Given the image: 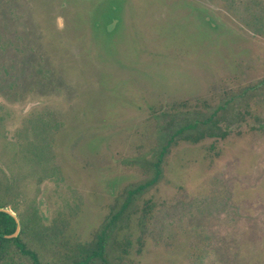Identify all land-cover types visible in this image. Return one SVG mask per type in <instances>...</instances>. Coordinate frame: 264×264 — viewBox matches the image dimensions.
<instances>
[{"label":"rangeland","instance_id":"374dc122","mask_svg":"<svg viewBox=\"0 0 264 264\" xmlns=\"http://www.w3.org/2000/svg\"><path fill=\"white\" fill-rule=\"evenodd\" d=\"M218 107L226 136L175 140L90 264H264V0H0V207L39 223L41 264H71Z\"/></svg>","mask_w":264,"mask_h":264},{"label":"trees","instance_id":"16d2710c","mask_svg":"<svg viewBox=\"0 0 264 264\" xmlns=\"http://www.w3.org/2000/svg\"><path fill=\"white\" fill-rule=\"evenodd\" d=\"M223 107H218L216 111L210 113L205 118L200 121H187L180 123V125L173 129L171 133L167 135L165 141L159 145V148L154 156L153 161L150 164V171L152 174L151 179L146 181L144 184L137 185L133 190L127 192V197L125 202L121 205L120 209L114 213L108 220L107 224L104 225L103 229L95 237V241L85 249H80L78 254L73 258L71 264H90L95 260H104V249L107 240V231L112 225H114L118 220L122 218L125 211L130 206L132 199L135 195L141 193L146 188L157 182L161 169L160 166L163 162V158L167 154L168 149L177 139L192 141L194 143L198 142L202 137H221L226 136V131H220L217 127L216 115ZM199 123L205 128L199 136L191 135L190 133L196 131L199 127ZM0 208H6L1 206ZM20 233L17 238H4L0 237V264L7 260L10 252V248H15V250L24 257L29 258L33 264H41L38 255L35 251L30 250L27 244L23 241L22 236L25 234L29 235V231L36 232L39 223L35 221L34 218L31 219H20ZM17 229L16 220L7 213L0 212V234L4 236H11L15 233Z\"/></svg>","mask_w":264,"mask_h":264},{"label":"water","instance_id":"95a60500","mask_svg":"<svg viewBox=\"0 0 264 264\" xmlns=\"http://www.w3.org/2000/svg\"><path fill=\"white\" fill-rule=\"evenodd\" d=\"M0 212H4V213L9 214L10 216H12L16 220V223H17V229H16V231H15V233L13 235L4 236V235L0 234V237L17 238L19 236V233H20V222H19L18 218L14 214H12L10 211L6 210V208H0Z\"/></svg>","mask_w":264,"mask_h":264}]
</instances>
